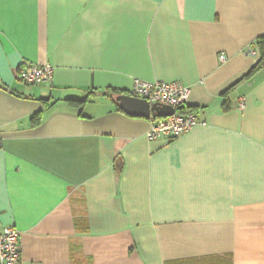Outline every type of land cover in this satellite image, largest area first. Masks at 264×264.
Here are the masks:
<instances>
[{
    "label": "crops",
    "instance_id": "0c3cea01",
    "mask_svg": "<svg viewBox=\"0 0 264 264\" xmlns=\"http://www.w3.org/2000/svg\"><path fill=\"white\" fill-rule=\"evenodd\" d=\"M262 36L264 0H0V233L21 264H264V69L242 81ZM135 80L190 88L201 124L150 141L119 108Z\"/></svg>",
    "mask_w": 264,
    "mask_h": 264
},
{
    "label": "built area",
    "instance_id": "2783aa9c",
    "mask_svg": "<svg viewBox=\"0 0 264 264\" xmlns=\"http://www.w3.org/2000/svg\"><path fill=\"white\" fill-rule=\"evenodd\" d=\"M251 53L256 54L255 50ZM221 63L226 61L224 55L219 56ZM17 77L29 86H40L51 83L54 68L49 65L24 64L17 70ZM190 88L182 83L145 82L135 80L128 96L145 100L150 105L170 106L176 113L166 119H151L152 124L147 138L150 141L166 139L175 141L183 137L201 124L197 115L185 113L178 108L185 107L190 97ZM1 147V136H0ZM21 233L15 227H7L0 233V264H21Z\"/></svg>",
    "mask_w": 264,
    "mask_h": 264
},
{
    "label": "water",
    "instance_id": "95a60500",
    "mask_svg": "<svg viewBox=\"0 0 264 264\" xmlns=\"http://www.w3.org/2000/svg\"><path fill=\"white\" fill-rule=\"evenodd\" d=\"M119 108L128 116L149 120L166 119L172 117L176 110L170 106H160L158 104L150 105L147 101L122 95L118 98ZM185 107L178 108L179 111Z\"/></svg>",
    "mask_w": 264,
    "mask_h": 264
},
{
    "label": "trees",
    "instance_id": "16d2710c",
    "mask_svg": "<svg viewBox=\"0 0 264 264\" xmlns=\"http://www.w3.org/2000/svg\"><path fill=\"white\" fill-rule=\"evenodd\" d=\"M253 50H257L259 52V61L258 63L250 70V72L242 79V81L252 79L257 73H259L262 69H264V36L260 37L256 43L253 45ZM122 96V95H121ZM75 103L74 101L70 102ZM79 104H83L82 102H78ZM193 110L190 108H185L182 113H192ZM41 121V115L38 114L32 118V123L38 124Z\"/></svg>",
    "mask_w": 264,
    "mask_h": 264
}]
</instances>
